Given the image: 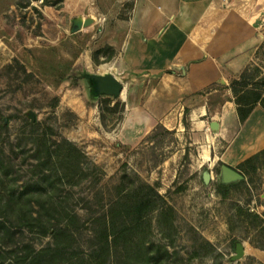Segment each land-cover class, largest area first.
<instances>
[{"label": "rangeland", "instance_id": "obj_1", "mask_svg": "<svg viewBox=\"0 0 264 264\" xmlns=\"http://www.w3.org/2000/svg\"><path fill=\"white\" fill-rule=\"evenodd\" d=\"M133 1L63 0L53 6L43 0H0V207L39 210L50 197L53 207L80 217V242L85 245L88 220L107 209L115 186L122 183L128 191L132 185L148 184L156 186L166 207L172 208L169 220L174 225L170 238H164L158 211L151 213L150 239L171 244L169 250L178 252L179 264H264V249L255 246L263 245L264 238H256L255 222L240 214L264 212V157L245 183L236 182L227 197L220 196V167L226 159H219L227 143L193 132L192 96L183 94L182 84L163 81L162 75L137 77L120 71L119 24L129 22ZM78 15L97 22L71 35L70 20ZM253 63L264 72V42ZM85 73H113L124 93L121 98H92ZM158 124L172 134L153 154L146 137ZM64 142L76 147L78 154L74 152L76 158L70 161L81 167L66 170L64 161H58L69 152ZM41 143L50 147L51 161L34 167L47 153ZM56 144L63 147L57 150ZM155 160L161 161L156 167ZM240 163H232V168L239 172ZM42 168L53 173L51 185L42 179ZM204 172L210 173L208 184L203 182ZM39 177L43 196L33 198V183ZM14 231L16 239L36 249L51 241L26 228ZM200 239L214 251L206 248L195 255ZM4 241L0 264H11L15 257L8 254L9 241ZM237 243L244 255L232 261Z\"/></svg>", "mask_w": 264, "mask_h": 264}, {"label": "crops", "instance_id": "obj_2", "mask_svg": "<svg viewBox=\"0 0 264 264\" xmlns=\"http://www.w3.org/2000/svg\"><path fill=\"white\" fill-rule=\"evenodd\" d=\"M119 28L120 71L182 84L194 99L193 132L227 143L220 161L232 168L264 149V110L257 105L241 124L229 88L264 42V0H134L129 22Z\"/></svg>", "mask_w": 264, "mask_h": 264}, {"label": "trees", "instance_id": "obj_3", "mask_svg": "<svg viewBox=\"0 0 264 264\" xmlns=\"http://www.w3.org/2000/svg\"><path fill=\"white\" fill-rule=\"evenodd\" d=\"M63 0L54 2L43 0L44 5L61 4ZM261 48V46H260ZM171 73V71H168ZM229 88L234 97L236 112L239 122L243 124L252 113L253 109L260 105L264 110V72L258 66L247 67L238 78L231 81ZM201 94V93H198ZM70 118L78 120L76 114L69 112ZM172 132L163 125L158 124L152 132L146 137L150 142V150L154 154L157 147H162L166 136ZM69 149L63 167L70 170L72 165L79 168L80 163H72L70 159H75L73 154L77 153L76 147L64 142ZM57 150L63 147L62 144H56ZM41 154L45 153L43 160H38L34 167H46L50 164V147L41 143ZM75 152V153H74ZM78 154V153H77ZM264 157V149L255 153L245 161L240 163L238 169L243 176L240 183L246 182V176L249 171L255 172L259 167L260 158ZM161 161L155 160L154 166ZM43 180L49 181L53 174L41 169ZM57 173V170L54 171ZM2 176V175H1ZM66 177V176H63ZM41 177L33 183L37 186L32 193L37 198H42L39 189ZM60 180V179H59ZM55 183V182H53ZM238 183V184H240ZM237 184L223 185L219 182L218 192L221 197H227L231 188ZM115 197L107 209L97 217H92L90 222V233L85 245L80 242L81 226L80 217L65 209L53 207L51 198L46 199L45 207L39 210H33L28 207H16L8 210V207H0V243L7 240V247L10 248L8 254L14 255L15 261L11 264H179L181 258L178 252L170 251L169 247L150 239L151 221L149 215L158 211L157 224L164 238H170L171 231L174 228L173 220H169L173 210L167 206L165 198L159 193L156 186L140 183L132 185L126 191L123 184L115 186ZM24 193L16 196L17 202H20ZM30 194V193H27ZM14 198V194L10 193ZM1 202V201H0ZM30 203V202H29ZM240 214L255 222L256 238H264V212L262 215L253 214L249 211H240ZM26 228L29 233L37 234L40 237H50L51 241L44 247L36 249L32 243H23L16 239L14 228ZM4 241V243H5ZM202 243L194 254L198 255L199 250L208 248L210 252L214 251L213 246L206 240L200 239ZM263 245H255L257 248L264 249ZM3 258L0 254V259Z\"/></svg>", "mask_w": 264, "mask_h": 264}, {"label": "water", "instance_id": "obj_4", "mask_svg": "<svg viewBox=\"0 0 264 264\" xmlns=\"http://www.w3.org/2000/svg\"><path fill=\"white\" fill-rule=\"evenodd\" d=\"M96 19L91 16L83 17L81 15L75 16L70 20V29L69 33L75 34L80 32L81 30L90 27L95 23ZM84 80L88 85L89 95L92 98H98L100 96H108L113 98L121 97L124 92V86L121 82H119L113 75L104 74V75H96V74H84ZM32 120L35 118L32 113L29 114ZM210 129L213 132L218 130L217 122L213 121L210 124ZM203 182L208 184L211 180V176L209 172H204L202 176ZM244 178L243 176L236 171L235 169L229 167L226 164H222L220 167V183L223 185H230L232 183L240 182ZM244 255L243 246L240 243H237L235 246V255L231 258L232 261L240 260Z\"/></svg>", "mask_w": 264, "mask_h": 264}, {"label": "bare ground", "instance_id": "obj_5", "mask_svg": "<svg viewBox=\"0 0 264 264\" xmlns=\"http://www.w3.org/2000/svg\"><path fill=\"white\" fill-rule=\"evenodd\" d=\"M124 93V92H123Z\"/></svg>", "mask_w": 264, "mask_h": 264}]
</instances>
